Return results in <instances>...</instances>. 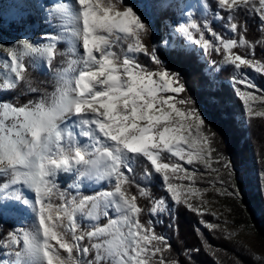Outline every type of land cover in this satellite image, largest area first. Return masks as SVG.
I'll return each mask as SVG.
<instances>
[{"label":"snow or ice","instance_id":"6c2138e0","mask_svg":"<svg viewBox=\"0 0 264 264\" xmlns=\"http://www.w3.org/2000/svg\"><path fill=\"white\" fill-rule=\"evenodd\" d=\"M5 16L14 31L0 25V264H195L200 249L173 256L156 225L167 216L178 232L188 211L220 228L204 219L216 213L209 189L196 187L198 165L214 174L217 198L251 197L264 212V168L216 155L208 113L235 127L230 98L211 91V73L208 94L195 98L184 74L198 58L231 72L241 122L264 118V85L246 71L264 73V0H0ZM249 16L258 39L248 38ZM29 69L50 72L53 91ZM68 180L74 195L61 189ZM93 186L103 190L81 194ZM245 250L264 264V247Z\"/></svg>","mask_w":264,"mask_h":264},{"label":"trees","instance_id":"16d2710c","mask_svg":"<svg viewBox=\"0 0 264 264\" xmlns=\"http://www.w3.org/2000/svg\"><path fill=\"white\" fill-rule=\"evenodd\" d=\"M209 4H213V0H208ZM199 17V12H197ZM209 20L215 30L221 31L220 22L212 19V14L209 13ZM13 24V23H12ZM11 24V25H12ZM250 33L249 39H258L260 33L258 30L257 18L249 16ZM14 31V27H9ZM49 31H51L49 29ZM66 45L61 43L58 45L60 51H64ZM264 53H261L259 46H257L256 56L259 59ZM72 58L70 54L63 59ZM213 60H219L220 57L215 54L211 57ZM61 58L57 57L55 66H60ZM142 63H147L146 59L142 58ZM64 66H67L66 64ZM32 79L42 85V90L52 92L54 89V79L50 72L46 70L32 71L29 69ZM206 73H211L215 77V82L211 85V91L219 94L226 95L230 98L229 107L232 108L236 115V125H226L220 122L214 112L208 113V121L211 129L216 133L215 147L217 149L216 155H222L229 158L239 165L242 161L244 166L256 173L264 168V118H253L251 121H242L243 104L238 97L234 94L233 86L230 83L231 72H213L212 65L207 64L202 59H197L194 64L187 65L185 68V80L189 90V94L197 99H204L209 91L210 79ZM259 86L264 85L263 81L257 82ZM264 90V87H261ZM7 98V97H5ZM216 166V165H215ZM213 178H198L197 185L200 188H208L209 193L215 194L210 187ZM71 180L61 181V189L68 190L70 195L75 192L68 188ZM103 190L101 187L98 189H85L81 194L93 195L97 191ZM151 191L158 192V188L152 187ZM211 191V192H210ZM209 196V195H208ZM214 197V196H213ZM214 200L212 197L210 198ZM247 204L233 203L225 198V205L229 212L235 214L237 218L243 221L242 223L250 227L255 235L259 238L264 236V212H262L256 201L251 197H246ZM141 205L147 208L148 202L141 200ZM113 215V213H112ZM149 216L147 211L142 214V222L147 221ZM204 219L208 222L218 224L212 220V217L205 214ZM199 218L191 212L184 211L177 215L176 223L179 226V231L176 232L170 229L169 239L173 245V253L175 256L182 249L199 248L200 251L195 254V264H258L253 256L245 250V243L240 242L233 237L229 236L224 227L220 226L217 230H208L203 225L199 224ZM19 221L17 225L19 226ZM168 223V220L166 221ZM156 227H158L156 225ZM199 228L200 232L195 229ZM257 255V254H256Z\"/></svg>","mask_w":264,"mask_h":264},{"label":"rangeland","instance_id":"374dc122","mask_svg":"<svg viewBox=\"0 0 264 264\" xmlns=\"http://www.w3.org/2000/svg\"><path fill=\"white\" fill-rule=\"evenodd\" d=\"M13 23L12 17L11 16H5V17H0V25H3L4 28L9 29V26ZM39 27V26H37ZM9 31H11L9 29ZM3 55L0 54V83L3 82L4 79V70L2 68V63H3ZM243 67V66H242ZM248 72L249 78L253 80L254 83L258 85V81H263L264 80V73H255L254 70H246ZM236 87H239L241 90H246L244 84H237ZM249 91H253L256 95H260V92H256L255 89H247ZM261 92H264V90L261 88ZM242 102V101H241ZM243 104V102H242ZM255 106L259 107V102H255ZM189 170L191 171V166H188ZM213 167H215V164H213ZM198 175H197V182L198 178L200 177H205V178H213L214 174L210 172V170L205 169L203 165H198ZM100 186H93L90 187L89 189H98ZM196 187L200 188L197 184ZM212 189V188H211ZM210 190V189H209ZM211 192V191H210ZM209 195V196H208ZM214 196V197H213ZM213 198L214 200L212 201L210 198ZM206 199L210 201V207L211 211H214L216 213V216H211L212 220L216 221L220 226L224 227L225 230L228 232V234H231V237L234 239L245 243L248 246H251L253 251L257 254H261L262 246L260 243V239L255 235L254 231L243 224L241 219L237 218V216L227 209L225 205V198L220 197L217 198V196L213 193H207ZM115 215V213H113ZM164 223L163 224H157L158 227H156V231L158 233H164L166 236H169L170 234V229L166 227L167 223L166 221L168 220L167 216H164L161 218Z\"/></svg>","mask_w":264,"mask_h":264}]
</instances>
